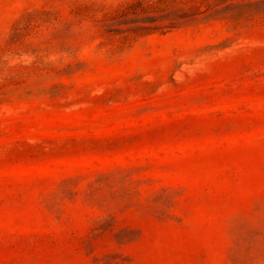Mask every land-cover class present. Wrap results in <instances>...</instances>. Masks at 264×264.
Listing matches in <instances>:
<instances>
[{
  "label": "rangeland",
  "instance_id": "obj_1",
  "mask_svg": "<svg viewBox=\"0 0 264 264\" xmlns=\"http://www.w3.org/2000/svg\"><path fill=\"white\" fill-rule=\"evenodd\" d=\"M0 264H264V0H0Z\"/></svg>",
  "mask_w": 264,
  "mask_h": 264
}]
</instances>
